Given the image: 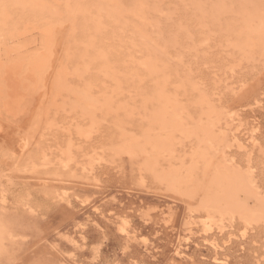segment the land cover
Instances as JSON below:
<instances>
[{
	"label": "rangeland",
	"instance_id": "374dc122",
	"mask_svg": "<svg viewBox=\"0 0 264 264\" xmlns=\"http://www.w3.org/2000/svg\"><path fill=\"white\" fill-rule=\"evenodd\" d=\"M162 1H164V3ZM157 2L159 3L160 7L162 6L160 8L161 15L162 13L165 16L167 14L168 15L166 17L164 16L160 17L161 16L160 13L158 11L155 12L154 10L155 12V16H154L153 9L150 7V5L146 7L149 11V13H147L148 14L147 21L149 22L151 21L150 24L149 22H147L148 23L147 31L149 32L151 31L155 34V35L153 34L154 35L153 36L150 35L152 34L151 32L150 33L148 32L150 36L157 37L156 34L159 28L161 30L160 29L158 30V35L159 33L162 34V32L163 34H167L168 30L172 28L171 25L173 26L174 25L173 23H175L176 21L182 22L185 25H187V28L189 27V31H190V35L186 36L184 38L185 40L182 38L184 42H182V39H180L178 45L176 44L175 47L165 45L166 51L169 48L167 54H169L170 59L167 63L164 62L163 67L161 63L160 68H163V70L167 72V73L165 72V76L168 84L165 83V86L167 84L168 86V87L166 86L167 90L169 86L171 90V91L169 90L168 92L170 94H174L177 99L179 98L178 101L180 103L182 101L181 103L182 105L186 104L185 105L186 110L188 108L187 110L189 112L188 114H190V116H192L193 119L194 116L196 118L198 115V111L196 112L193 111L194 109L198 110L196 105L195 106L193 105V102L197 97L196 93L198 94V92L202 90L207 95L209 94L208 97L210 99V102L213 104L215 109L217 108L219 109V110L217 109L218 113L219 111L221 113V114L217 113L218 116L220 117V121L218 123L220 125L217 126L218 128L216 127L217 129H215V132H218L219 134H223L226 131V134L229 136V138L232 137V139L233 138L236 139L237 137V142L234 140L229 141L230 143L232 142V145L230 143H228L229 146L228 144L226 145V143L225 145H223L226 149L221 145L222 143H220V145L223 148L220 146L221 148L218 151L219 153L216 155L217 160L220 159L221 156H223V158L228 157L226 158L227 162L230 161L231 159L230 165L233 164L231 166L239 167L241 170L246 169L248 164L247 159L251 160L249 161L250 164H252L256 169V171H254L253 173L254 178L260 185L262 191H264V63L262 62V60L259 62L258 56L255 53L252 54V56L255 54L253 57L251 56V54L250 55L248 54V56L246 57L242 53L240 52L238 53L237 49H234L235 47L231 46L233 43L232 38H229V36L226 34L227 32L224 29L218 28V26L214 27L213 25L208 27V28L211 27L210 29H207V27H203L205 29L201 27L202 28L201 29L200 26L198 27V24H194L191 21L188 22V21L180 20V18H182L181 11L183 10V7L182 4H179L178 1L157 0ZM169 2L171 3V5ZM167 4H169V6ZM147 9L146 12H148ZM163 10H165L167 14H165ZM157 12L159 13V15ZM12 13H14L12 14V16L17 15V13L14 11ZM152 21L157 24L154 23L155 26L152 25L153 23ZM158 21H160V23H158ZM59 22L60 24L57 22L53 28L52 38H51L52 42L48 45L51 48L52 52H54L52 58L50 59L48 70H46L45 76L43 80L40 82L39 87L33 92L31 90L32 93H30V95L27 94L24 91V89L22 90L21 88H19L22 93V104L16 105V103L14 104L13 102H11L12 98L7 94V91L10 92L12 89L5 86L7 81L2 78L4 74H1L0 77V89H1L0 90V111H1L0 125L3 126V127L0 126V129H3L2 133H0L1 135L0 156H2L0 157V173L4 171V173L2 172V174L0 175V184L2 185L1 187H3V189L0 190L2 191L0 192V218L5 222L7 227L10 229L11 235L13 234L12 237L9 238V240L11 241L9 240L5 241L4 252L0 255V264H264V225H263L264 222L252 224L251 226L246 227L247 230L245 229V231H243L242 229L243 227H245V225L238 217H235L234 221L233 219L230 218L229 219L224 218L225 220L222 221L223 223L222 231L219 232V230L217 229H211L208 231V233L210 234L212 232L211 234L212 238L215 237L214 240L220 246L216 248L215 247L212 248L208 244V242L205 241L203 235H207V234L201 233L199 231L200 228L198 227L199 226L198 225L195 226V228H193V237L188 239L187 240L188 242L185 241L186 244H184V241H181V243H183V245L181 246L179 238L180 235L184 236L186 232L183 230L184 227L186 226L185 225L186 222L191 220L199 222V217L201 216L200 213L202 212L201 210H197V209L195 211L194 206H196L197 208L198 203L201 199L200 197L202 196V192H196L194 197L189 198L181 195L179 192H176L175 190L169 189L168 187H166L164 182L157 177V174L159 172L163 170H167L171 165L177 167L179 162L176 159L172 161H168V160L161 161L160 165L157 167L158 169L156 168L155 172L150 173L149 171L142 170L143 168L142 163L144 158L142 155L139 154L130 155V156L122 155L117 157L114 156V158H112L110 156L112 155L110 154L111 153L110 149L108 150L104 149V152L106 153L105 155L106 163L101 161L99 163H94L92 166L88 165L86 159H88L95 151H101L100 149H102L103 146L107 148L108 143H110V141H112L113 137L116 135L115 133L117 131L116 130L117 126L114 125L115 123L113 121H115V118L118 119V117H115L117 114H118L117 116L123 119L122 118L124 113L123 110L126 109L127 107V109L129 110L132 109L133 111L131 120L129 119L128 122H133V123L139 122L140 120L139 117L142 116V112H143L142 109H144L142 107V102H141L143 99L142 97L144 96L143 94L145 92L148 93L149 88L153 87L152 82L155 83L156 79L158 80L160 78L161 72L159 70V74L157 75V77H155L154 75L156 74H149V72L145 70L146 68L143 65H141L140 62L145 60L144 57L146 53L145 51L146 47L142 44V42H140V39L134 36V32L130 29V26L126 25L121 28H117L108 25L103 30L104 32L102 31L101 34L96 35L95 39H97L96 42L99 45V48L105 51L106 50L109 51L107 53V62L110 65H112L114 68L119 70L120 74L119 72L117 73L118 77L117 75L114 76V79L116 78V81L112 79L113 76L109 77L105 73L98 71V67L94 63L86 71H84V73L81 74L83 75L81 76L82 78L81 81H77L76 83L75 81L79 80V78L73 77L69 74H68L69 77L66 75L65 79L68 82L67 84H69L68 86L72 84L73 86L75 85V88H77V86H79L80 88L82 83H84L83 81H87V80L91 81L92 83L91 87L93 90L91 91L96 96L98 95L101 96L100 94L102 93V91H105L106 89L109 91L110 89L113 90V93H111V95L113 94L114 98L116 97L115 98V100L117 101L116 105H119L118 107L120 108L118 109L117 112L116 111L110 112V115L106 117L107 119L105 117H102L100 111H97L96 113L98 115L97 119L99 118L101 119L99 121V125L103 123L98 128L99 131L97 129L96 132L91 133V138L89 140L81 138L80 136H78L77 130L80 129V127H82V124L84 127L89 125L88 124L89 119L84 115L82 116L79 109L76 107H72L69 102H68L69 106L66 105L67 104L66 102L69 101L67 100V98L69 97L68 92L66 93V91L61 90L64 92L65 97L62 95V98L61 97L57 98L55 104L59 108H57V106H52L50 103H47L46 106V102L50 101L48 99H51V96L54 95V93H56V90L53 89V81H54L53 78L57 66L58 65H59L58 67H60L61 65L67 66V61L70 59L68 61L69 67L68 66L67 67L69 70H71L72 69L70 67L71 61L75 59L74 54L76 53L77 50L76 46H74L73 45L74 43L71 41L73 38L70 36L79 33L77 24H74L70 20L69 21L60 20ZM57 24H59V26ZM150 25L154 26L155 28H153V30L152 28L150 29V27H152ZM196 26L198 28H196ZM68 29L72 33H70ZM154 30H156V32ZM208 32L210 33L207 35ZM213 32H217L216 36L214 35L215 38L213 37V35H211L213 34ZM27 33L29 32H25L24 34H21L18 37L15 36L16 38H11L10 40L7 41V46L9 48L22 46L20 48L21 52H19L20 55L21 54L24 55L26 53L35 54L40 51L42 52L47 47L45 45L43 46V44H41L40 42V40L43 39L41 37V35L43 36V34H41L39 27L38 29L34 28L32 33L29 34ZM114 35H116V37ZM121 35L124 36L121 37ZM194 35L195 38L193 37ZM97 36H99L100 38ZM199 36H203L205 38L203 39V41L200 42V45L196 46L195 41L198 40L194 41V39H197ZM210 36L211 38L213 37V39H211ZM101 39L102 41H100ZM116 40L117 42H115ZM191 40H193L194 42ZM131 41L132 43L134 42L135 45H133ZM225 41L230 43L226 44L227 45L226 46L225 43L227 42ZM68 43L71 44L67 45ZM193 43H195L194 48L192 45ZM108 44L111 46L109 47ZM120 44L122 45L120 46ZM123 44L127 46V48ZM134 46L135 48H133ZM179 47H181L182 49H179ZM208 47L210 49L209 51H208ZM184 49H186L185 52L187 53L185 52L183 53ZM142 50L144 52H141ZM181 50L183 51L181 52ZM3 51L4 49L0 46V65L1 64L4 65L5 62L6 64H10L12 62L11 58H16V55H18V53L15 54V51H13L12 53L11 52L8 53L5 51L3 52ZM197 51H199L198 53L200 54H197ZM128 53H130L132 56H130V54ZM141 53L144 55L139 57ZM116 54L118 55L116 56ZM135 54L136 57L134 56ZM185 54L189 55V56L187 55L186 59H185L186 57ZM201 54L203 58L201 57ZM240 55L242 57H240ZM128 57L129 60L127 59ZM194 57L196 58L194 59ZM120 59L122 60L121 62ZM131 60L132 62H130ZM187 60H190V62L189 61L187 62L188 65L186 67ZM254 60L255 62H253ZM64 61H66L65 64H63ZM237 61H239V63L241 64L240 65L237 64L236 66ZM130 63L133 64L129 66ZM182 63L184 65H182ZM122 64L123 66L124 65L126 66L122 67L121 66ZM238 65L240 68H238ZM188 66L190 67V69ZM226 66L228 70H226ZM194 67L197 69H195ZM135 68L139 71L135 70ZM252 68L255 70H252ZM187 70L190 72L188 73ZM25 71L26 72L23 73L24 75L27 74V70ZM196 71L199 74H196L197 73ZM87 72L88 73L91 72L90 75L86 74ZM131 72L133 74L135 73L134 77L136 78V80L135 78H133V75H131L132 74ZM210 73H213L214 77ZM112 75H114L113 72ZM149 75L152 76L153 79ZM169 75L172 76L170 77ZM179 75H181L183 78L181 76L178 77ZM93 77L95 80L93 79ZM187 77L189 79H187ZM119 79L121 80L119 81ZM193 79H195L196 81L195 80L193 81ZM213 79H214V83H213ZM191 80L192 83H190ZM198 80H199V84H198ZM218 80H221V83H218L217 82ZM184 81L185 83L187 81L190 82H187L185 84ZM224 81L226 84L224 83ZM23 82L30 84V81L27 80V77L22 78L20 83L21 86L26 85V83L24 84ZM142 83L145 86H143ZM195 85H197L198 88H201L198 89V92H197V88L194 87ZM242 85L245 86L242 87ZM127 86L128 88H126ZM97 87H99L100 89L97 90L96 89ZM189 87L191 90L189 89ZM226 87H228L229 90L228 89H226L227 91L224 90ZM186 89L188 94H186L185 92ZM180 90L185 93L181 92ZM61 91H59L60 92L59 96L62 94ZM140 91L141 93H143L142 95ZM118 92L120 93L118 94ZM185 94L187 95L186 98L184 96ZM193 94L195 97L193 96ZM66 96L68 97L66 98ZM180 97L182 98V100ZM217 97H219L220 99ZM65 98L67 101L65 100ZM62 100L65 102L66 106L60 107L59 105L61 103L62 105H64V102ZM189 100L193 101L192 104L191 102L189 103ZM58 102L60 104H58ZM18 106L20 107L17 108ZM121 106L123 107V109ZM10 107L11 108L14 107L15 112H17V109H19L20 111L18 112L21 113L18 114V112L17 113L9 112L8 114L7 108ZM50 108H52L51 111L49 110ZM116 108L117 107H115L114 109ZM190 108L193 110H190ZM53 110L55 112H53ZM56 110H59L58 112L60 113L57 114L58 112L56 113ZM120 110L123 112H121ZM226 113L227 114L230 113V114L227 115ZM14 114L16 117H14ZM4 116H6L7 118ZM51 118L52 121L54 120L56 125L50 126L49 129L48 122L50 121ZM102 118H105V120ZM110 118L113 120H111ZM43 120H46V122H44V125L47 127H44V125L42 124ZM108 120L112 125L104 124L105 121L107 123ZM129 125L131 124L127 123L126 126L128 128H133L132 126ZM104 126L107 130L104 128ZM41 127L42 128L44 127L42 131H41ZM55 127H57L58 129H56ZM107 127H109V129ZM69 128L70 129L72 128V130H75L76 132L72 131L71 134V130ZM46 129L49 130L46 131ZM61 129H63L62 130L63 135ZM218 129L224 132L221 133ZM44 133H46L47 136H44L45 135ZM20 134L25 138L29 137V145H28L29 151L27 152L26 155H24V159L28 155L32 154V151L35 153V151L37 152L42 148L41 150L46 149L45 152L47 153V157L53 163L51 162L47 164V166L49 165V167L43 165V167L38 168L36 171H29V169L27 168L22 169L24 167H22L21 168L22 170L19 171L15 169L11 164L12 162H14L13 159L16 160L17 163L18 160H22L21 159L22 157H19L18 159V157L15 158L11 156L12 161L11 163H9L6 155L9 151L11 152L10 146L12 143L16 141L18 135ZM109 135H111V137ZM69 137L71 138V140L73 139L72 141L75 146L73 147L74 150L79 145L77 147L78 149L75 150L77 157L75 158L74 161L71 162L70 166L72 167H69L70 169L69 168L62 169L57 164L55 157L59 153L60 150L59 148H61L66 143ZM179 138L181 140H179ZM250 138H253L255 140V146L250 145L249 142ZM177 139H178V143H176L175 145V152H176L175 155L179 156L180 159H182L184 162L188 161L184 163V164H188L190 159L189 154L190 151H192V149L194 148L195 140L194 138H190V139L189 138L185 139L183 137L181 138V136L180 137L177 136ZM182 139L184 140V142ZM239 143L241 144V146ZM242 144L245 145V148H247L246 150L242 149V147H244ZM179 145L180 148H178ZM226 146L229 148V150H227ZM52 147L58 150L56 151L52 149ZM93 147L95 149L94 151L92 150ZM261 149H262V153H261ZM5 150L6 153H3V151ZM1 151L3 155H1ZM83 153L85 154L83 155ZM222 153H224L225 155H223ZM98 154L103 155L101 152ZM246 154L250 155L251 157L248 158ZM9 155H11V153H9ZM83 157L85 159H83ZM107 157H109V159H107ZM6 160L8 162L5 163ZM167 162L170 165L167 164ZM245 162H247V164ZM55 163L56 166L54 165ZM82 163L85 167L88 165L86 168L88 167L89 168L88 169L84 168ZM217 163L213 162L212 164L216 166ZM161 167L163 170L161 169ZM81 168L83 169L81 170ZM201 168L202 165L199 164L197 168V171L199 170L198 174L205 176V179H207L211 175V172L213 171L212 170L213 167L212 166L209 167L210 169L207 168V171L204 174L201 171ZM54 170L57 171L59 170L60 175H54L53 174ZM134 170H136L135 173ZM260 171L262 172V174ZM45 173H47V175ZM61 175L63 176L61 177ZM69 176L71 179L68 178ZM6 177L10 178V179L8 178L9 180V181L7 180L8 182H6ZM131 177H133V179ZM39 180L42 182H40ZM51 180L53 182L54 181L56 182L53 183ZM130 180H132L133 183ZM60 182L62 184H60ZM72 182L74 183L70 184ZM54 185H56V187H54ZM36 186L38 188H36ZM67 190L69 191V193ZM61 194H63L65 198L71 195L70 196L71 198L69 197L70 199L67 198L63 200L64 197ZM78 197L81 199H79ZM2 198L5 199L4 202L2 201ZM249 203H250L249 205H253L254 202L252 199H250ZM28 204H30L29 207ZM188 209L190 213H188L189 212ZM18 214H20L21 217H19ZM190 215L191 216L195 215L196 217L193 216L192 218H189ZM184 219L186 221H184ZM227 219L230 221V223H227L228 222ZM125 221H127L126 223L127 231H125L124 234L120 229L122 224H125ZM231 223L232 225L230 227L232 228L229 227ZM242 231L243 233H241ZM213 232H215V234L217 232L218 233L215 235ZM16 234H18V236ZM19 239L20 241H18ZM208 239H210V237ZM211 240L212 239H210V242ZM184 245H186L187 247L186 246L184 247ZM216 251L217 253H215Z\"/></svg>",
	"mask_w": 264,
	"mask_h": 264
},
{
	"label": "bare ground",
	"instance_id": "6f19581e",
	"mask_svg": "<svg viewBox=\"0 0 264 264\" xmlns=\"http://www.w3.org/2000/svg\"><path fill=\"white\" fill-rule=\"evenodd\" d=\"M159 1H161V0H159ZM176 1H178L179 4H182V7H183V10L181 11V15H182L181 17L182 18H180V20L188 21V22L191 21L194 24H198V27L200 26V28L201 27L202 28L207 27V29H210L211 27L210 28H208V27L213 25L214 27L218 26V28L224 29L227 32L226 34L229 36V38H232L233 43H232V45L231 44L230 45L232 47L234 46L235 47L234 49H237L238 53L240 52L246 57L248 56V54L249 55L251 54V56H252V54L255 53L258 56L259 62L262 60V62L264 63V8L261 7L262 0H176ZM162 2L164 3V1H162ZM4 3L16 5V6L10 8L6 12V14H0V39H1L0 46L4 49L5 52H8V53L11 52L12 53L13 51H15V54L18 53V55H16V58L10 57L12 59L11 60L12 62L10 64H6V62H5L4 65H2V64L0 65V77H1V74H4L2 76V78L7 81L5 86L12 89L10 92L7 91V94L12 98L11 102H13L14 104L16 103V105L22 104V93H21L19 88H21L22 90L24 89V91L30 95V93H32L33 91H35L39 87L40 82L43 80V78L45 76L46 70H48L50 59L52 58V55L54 53V52H52L51 48L48 45L52 42L51 38H52V32H53V28H54L55 24L57 22L60 24V22H59L60 20L61 21H63V20L69 21L70 20L74 24H77V28L79 30V33L78 34L76 33L77 35L74 33L75 35H73V36L70 35L73 38L71 40L74 43L73 45L76 46V48H77L76 53L74 54L75 59L71 61V65H70V67L72 69L71 70L68 69V67H69L68 61L70 59L67 61L68 67L66 65H61L60 67H58L59 65L57 66V69H56V72L54 73V78H53V80H54L53 81V89L56 90V93H54V95L51 96V99L47 98L50 101L46 102V106H47V103H50L52 106H57L55 104L57 98H59V97L62 98V95L64 96V92L61 90L66 91V93L68 92L69 97L66 96V98L68 97L67 100H69V101H67L65 98V100L67 101L66 105H68V102H69L72 107H76L79 109L82 116L84 115V116L88 117V119H89V123H88L89 125L84 127L82 124V127H80V129H78V130L75 128L78 131V136H80L81 138H84V139L89 140L91 138V133L96 132V130L103 124V123H101V125H99V121L101 119L100 118L97 119V117H98V115L96 114L97 111H100L102 117L106 118L108 115H110V112H112V111L117 112L120 107H118L119 105H116V102H117L115 100L116 97L114 98V95L113 94L111 95V93H113V90L110 89V91H109L106 89L107 91L110 92V94H109V92H107L105 90V91H102V93L100 94L101 96H99V95L96 96L92 92L93 90L91 87L92 86L91 81H88L86 79L87 81H83L84 83H82L80 88H79V86H77V88H75V85L73 86L71 83H70L71 87L68 86L69 84H67L68 82L65 79V76L67 75L69 77V75H71L73 77L79 78V80L75 81L77 83V81L82 80L81 76H83V75H81V74L84 73V71H86L94 63L98 67V71L105 73L109 77L113 76L112 79H114V76L117 75L119 70H117L116 68H114L112 65H110L107 62V53L109 51H107V50L105 51V50H102L101 48H99V45L96 42L97 39H95L96 35L101 34V32L108 25H111V26L117 27V28H121V27L126 26V25L130 26V29L134 32V36L137 37L138 39H140V42H142V44L146 47L145 57L143 56L145 58V60L142 59L143 61L140 62L141 65H143L146 68V69L145 68L144 69L147 70L149 72V74H156L154 76L157 77V75L159 74V70H160L161 75H160V78L158 77L159 78L158 80L156 79L155 83L152 82L153 87L149 88L148 93L145 92L143 94L140 91L141 95L142 94L144 95L142 97L143 99L141 101L142 107L144 109H142L143 112H142V116L139 117V119H140L139 122L138 123L128 122L129 119L131 120L133 111H132V109H130V110L127 109V107H126V109L123 110L124 111L123 117H122L123 119H121V117L117 116L118 114L116 113L117 115L115 117H118V119L115 118V121H113L115 123V124L114 123L113 124L115 126H117V129H116L117 131L115 133L116 135L113 137L112 141H110V143H108L107 148H105V146H103L104 148L102 147V149H100L101 151H95L86 160H87V163L89 166H92L94 163H99L101 161L105 162L106 153L104 152V149H107V150L110 149V152H111L110 154H112V155H110V154L109 155L112 158H114V156L115 157L122 156V155L130 156V155L139 154V155H142L144 157L143 163H142V165H143L142 170L149 171L150 173H152V172L156 171V168L160 165L161 161H164V160L172 161V160L176 159L179 162L177 167L171 165L167 170H163L161 167V169L163 171L159 172L157 174V177L161 181L164 182L166 187H168L169 189L175 190L176 192H179L183 196L191 198V197H194L196 192H202V196L200 197L201 199L198 203L197 208H196V206H194L195 211L197 209V210H201V212H202V213H200L201 216L199 217V222L197 221L199 224L196 221H192V220L186 222V224H185L186 226L183 229L186 232H185L184 236L180 235V238H179L181 246L183 245V243H181V241H184V244H186V242H188L187 240L193 237V228H195V226H198V225H199L198 227L200 228L199 231L201 233L207 234V235L202 234L205 241L208 242V244L212 248L213 247L216 248V247H220V246L214 240L215 237L212 238V235H211L212 232L210 234V233H208V231L211 229H217V230H219V232L222 231V229H223L222 221L225 220L224 218H228V219L230 218V219H233V221H234V218L238 217L242 221V223H244V225H245V227H243V229H242L243 231H245L246 227L251 226L252 224L264 222V191H262L260 185L258 184V182L254 178L253 173H254V171H256V169L254 168V166L252 164H250L249 161H251V160L247 159L248 164H247V162H245L247 164V167H246V169H243V170H241L239 167L231 166L233 164L230 165L231 159H230V161L227 162L226 158H228V157L223 158V156H221V158L217 160L216 155L219 153L218 152L219 149L223 145H225V143H226V145L228 143H230L229 141H231V140H234L237 142V137H236V139H234V138L232 139V137L229 138V136L226 134V131H225V133H223L224 131L222 132V130H220V129H218V130L223 134H219L218 132H215V129L218 128L217 126L220 125V124H218L220 121V117L218 116L220 111L218 113L219 109L218 108H217L218 110L215 109L213 104L210 102V99L208 97L209 94L207 95L202 90L201 91L199 90L200 92H198V89H201V88H198L197 85L194 86L195 88H197L198 94L196 93L197 97L194 100V102L189 100V103L191 102V104H192V102H193V105L194 106L196 105L198 110H195L193 107L192 108L194 110L191 108H190V110H193L194 112L198 111V115L196 118L194 116V119H193V117L190 116V114H188L189 113L187 111L188 108L186 110V107H185L186 104L182 105L181 104L182 101H181V103L178 101L179 98L177 99L174 94H170L168 92L170 90V86H169L168 90L166 88V86L168 84L166 81L167 80L166 76H165L166 71H164L163 68H160L161 63H162V67H163L164 62L167 63L170 59L169 54H167V51L169 48L166 51L165 45L175 47L176 44L178 45V42L180 39H182V38L184 39L186 36L190 35L189 27L187 28V25H185L182 22L176 21L175 23H173L174 24L173 26L171 25L172 28L170 30H168L167 34H163V32L161 31L163 35L161 33H159V35H158V30L160 28L158 30L156 28L157 37L150 36V35H153L154 33L150 31L152 34L149 35L150 32L147 31V24H148L147 22H149V21H147V19H148L147 13H149V11L146 7L148 5H150V7L153 9V12L155 10V12L158 11L160 13L161 12L160 8L162 6L160 7L157 0H125V1H123V0H4ZM167 5L169 6V4H167ZM170 5H171V3H170ZM145 8L147 9L148 12H146ZM13 11L16 12L17 15L12 16V14H14V13H12ZM163 11L165 12V14H167L165 10H163ZM155 12H154V16H155ZM159 13H158V15H159ZM160 15H161V13H160ZM163 16L166 17L162 13V15L160 17H163ZM166 21H167V19H166ZM150 22H149V24H150ZM64 23H65V21H64ZM154 23L155 22H153L152 25L155 26V24H157V23H155V24ZM158 23H160V21H158ZM59 24H57V25L59 26ZM152 25H150V26H152ZM60 26H62V25H60ZM150 26H148V27H150ZM154 26L150 27V29L152 28V30H153V28H155ZM38 27L40 29L41 34H43V36H44L43 37L40 34L41 37L45 40L44 41L41 38L42 40H40V42H41V44H43V46L44 45L47 46L42 52L40 51V52L35 53V54L26 53L24 55H22V54L20 55L19 52H21L20 48L22 46L21 47H15V48H13V47L9 48L7 46V41L10 40L11 38H16V37L20 36L21 34H24L25 32L32 33L33 29L34 28L38 29ZM198 27L196 26V28H198ZM203 29H205V28H203ZM156 30H154V31L156 32ZM195 30H197V29H195ZM68 31H69V29H68ZM118 31H120V30H118ZM210 32H208L207 35ZM29 33H27V34H29ZM70 33H72V32H70ZM216 33L217 32H213V34H211V35H213V37H214V35L216 36ZM121 34H122V32H121ZM124 35H121V37ZM114 36L116 37V35H114ZM97 37H99V36H97ZM131 37H133V36H131ZM193 37L195 38V35ZM213 37L211 38V36H210L211 39H213ZM4 38H6V39H4ZM204 38L205 37H203V36H199L197 39H194V41L198 40V41H195L196 46L200 45V42L203 41ZM183 39H182V42H184ZM106 40H107V38H106ZM227 40H229V39H227ZM100 41H102V39ZM113 41H114V39H113ZM191 41H193V40H191ZM115 42H117V40ZM225 42H227V41H225ZM131 43H132V41H131ZM195 43L192 44L193 48L195 47ZM229 43L227 42V43H225V45L229 44ZM69 44H71V43H68L67 45H69ZM106 44H107V42H106ZM132 44L135 45L134 42ZM121 45L122 44H120V46ZM219 45H221V44H219ZM110 46L111 45H109V47ZM64 47H66V46H64ZM125 47L127 48V46H125ZM137 47H136V49H137ZM187 47H190V46H187ZM232 47H231V49H232ZM133 48H135V46ZM171 49H172V47H171ZM179 49H182V48L179 47ZM120 50H121V48H120ZM185 50L186 49H184V51L181 50V52L183 51V53H184ZM189 50H190V48H189ZM191 50H192V48H191ZM209 50L210 49L208 47V51ZM125 51H127V50H125ZM141 52H144V51L142 50ZM198 52L199 51H197V54H200ZM185 53H187V52H185ZM128 54H130V53H128ZM117 55L118 54H116V56ZM142 55H144V54L141 53L139 57H141ZM172 55H173V53H172ZM187 55L185 54V56H186L185 59L187 58ZM130 56H132V55L130 54ZM134 56L136 57V54ZM178 57H179V55H178ZM201 57H202V54H201ZM240 57H242V56L240 55ZM195 58L196 57H194V59ZM127 59L129 60V57ZM173 59H175V58H173ZM128 60H127V62H128ZM121 61L122 60L120 59V62ZM188 61L190 62V60L186 61V67L188 65L187 64ZM65 62L66 61H64L63 64H65ZM130 62H132V60ZM158 62H159V64H158ZM253 62H255V60ZM131 64H133V63H130L129 66H131ZM237 64L240 65L241 63H239V61H237L236 66H237ZM182 65H184V64L182 63ZM239 65H238V68H240ZM121 66L124 67L126 65L123 66V64H122ZM236 66H235V68H236ZM174 68H176V67H174ZM177 68H178V65H177ZM189 69H190V67H189ZM195 69H197V68H195ZM25 70H27V74L24 75L23 73L26 72ZM120 70H121V68H120ZM127 70H130V69H127ZM135 70H137V69L135 68ZM181 70H182V68H181ZM226 70H228L227 66H226ZM252 70H255V69L252 68ZM137 71H139V70H137ZM192 71H193V69H192ZM210 71H212V70H210ZM101 72H99V73H101ZM112 72L114 73V75H112ZM162 72H164V73H162ZM189 72L190 71H188V73ZM90 73L87 72L86 74L90 75ZM232 73H233V71H232ZM96 74H97V72H96ZM119 74H120V72H119ZM134 74L133 73L131 74V75H133V78H135ZM170 74H171V72H170ZM196 74H199V73L197 72ZM210 74H212V76L214 77L213 73H210ZM23 75H24V77H23ZM98 75H96V76H98ZM180 76L181 75H179L178 77H180ZM184 76H185V74H184ZM26 77H27V80L30 81V84L26 83L27 81L25 80L26 85L21 86L20 83H21L22 78H26ZM117 77H118V75H117ZM150 77L153 79L152 76H150ZM190 77H191V75H190ZM208 77H210V76H208ZM93 79H94V77H93ZM187 79H189V78L187 77ZM114 80L116 81V78ZM120 80L121 79H119V81ZM124 80H126V79H124ZM135 80H136V78H135ZM154 80H155V78H154ZM170 80H172V79H170ZM194 80L195 79H193V81ZM216 80H217V78H216ZM99 81H98V83H99ZM127 81H128V79H127ZM117 82H118V80H117ZM187 82H190V81H187ZM217 82L221 83V80H218ZM98 83H97V86H98ZM123 83H125V82H123ZM165 83H167L166 86H165ZM184 83H185V81H184ZM190 83H192V80ZM190 83H189V85H190ZM213 83H214V79H213ZM224 83H225V81H224ZM149 84H151V83H149ZM198 84H199V80H198ZM244 84H246V83H244ZM142 85H143V83H142ZM128 86L126 88H128ZM143 86H145V85H143ZM143 86H141V87H143ZM171 86H173V85H171ZM244 86L245 85H242V87H244ZM102 87H103V84H102ZM191 88H192V86H191ZM96 89L99 90L100 88L97 87ZM171 89H172V87H171ZM189 89H190V87H189ZM226 89L229 90L228 87H226L224 90H226ZM31 90H32V92H31ZM59 91L62 92V94L60 96H59V93H60ZM128 92H129V90H128ZM181 92H183V91H181ZM185 92H186V94H188L187 89ZM185 92H183V93H185ZM119 93L120 92H118V94ZM115 94H116V92H115ZM186 94L184 95L185 98L187 96ZM129 95H131V94H129ZM217 95H215V96H217ZM179 96H181V95H179ZM193 96H194V94H193ZM134 97H136V96H134ZM210 97H212V96H210ZM223 97H224V95H223ZM43 98H45V97H43ZM217 98H219V97H217ZM190 99H191V97H190ZM181 100H182V98H181ZM62 101H60V102H62ZM124 103H125V101H124ZM58 104H60V103L58 102ZM66 105L64 102V105H62V103H61L59 106L62 107V106H66ZM121 105H122V103H121ZM68 106H67V108H68ZM140 106H141V104H140ZM19 107L20 106H18L17 108H19ZM115 107H117V108L114 109ZM42 108H43V106H42ZM42 108H41V110H42ZM52 108H55V107H52ZM52 108H50L49 110L51 111ZM57 108H59V107L57 106ZM63 109H64V107H63ZM122 109H123V107H122ZM225 109H227V108H225ZM7 110H8V112H7L8 114H9V112L17 113L18 111H20L19 109H17V112H15L14 107L13 108H11V107L7 108ZM58 111L59 110H56V113ZM123 111H121V112H123ZM53 112H55V111L53 110ZM190 112H192V111H190ZM19 113H21V112H18V114ZM59 113L60 112H58L57 114H59ZM228 114H230V113H228ZM230 116H232V115H230ZM4 117H6V116H4ZM14 117H16L15 114H14ZM40 118H42V117H40ZM105 118H102V119L105 120ZM223 119H224V116H223ZM111 120H113V119H111ZM70 121H73V120H70ZM225 121H226V119H225ZM35 122H36V120H35ZM44 122H46V120H43V123H42L43 125H44ZM48 123H49V129H50V126L56 125L54 120L52 121V118L50 119V121ZM127 123H130L131 125H129V126H132L133 128H128L126 126ZM104 124H110L109 120L107 121V123L105 121ZM85 125H86V123H85ZM110 125H112V124H110ZM0 126L3 127L2 125H0ZM105 126H107V125H105ZM105 126H104V128H105ZM44 127H47V126L44 125ZM62 127H64V126H62ZM43 128L41 127V131ZM52 128H54V127H52ZM55 128L58 129L57 127H55ZM107 128L109 129V127H107ZM49 129H46V131ZM62 130L63 129H61V131ZM70 130H71V134H72V131H75V130H72V128ZM2 131H3V129H0V133H2ZM66 131H68V130H66ZM98 131H99V129H98ZM98 131H97V133H98ZM43 132H44V130H43ZM216 133H218V134H216ZM44 134H45L44 136H47L46 133H44ZM68 134H70V133H68ZM60 135H61V133H60ZM62 135H63V131H62ZM109 136L111 137V135H109ZM177 136L178 137L181 136V138L183 137L185 139L194 138V140H195L194 148L192 149V151L189 150L190 151V154H189L190 159H189L188 164H184L188 161L185 160L186 162H184L182 159H180L179 156L175 155V153H176L175 152V145H176V143H178ZM70 137L67 139L66 143L61 148H59L60 149L59 153L55 157L57 164L62 169H68L69 167H72V166H70V164L77 157L75 150L78 149L77 147L79 145L77 144L78 146L74 150L73 147H75V146H74L73 141H72L73 139L71 140ZM102 137H103V135H102ZM57 139H59V138H57ZM179 140H181V139L179 138ZM56 142H57V140H56ZM56 142H54V143H56ZM183 142H184V140H183ZM249 142H250L251 146H255V140L253 138H250ZM220 143H222L221 144L222 146L220 145ZM230 144L232 145V142ZM28 145H29V137L25 138L21 134L18 135V138L16 139V141L11 144V146H10L11 152L9 151L6 155L9 163H11V161H12L11 156H13L15 158L18 157V159H19V157H22L21 158L22 160H18L17 163H16V160L13 159L14 162H12L11 164L13 165V167L15 169H17L19 171V170L27 168V169H29V171H36L38 168L43 167V165L47 166V164L52 162L47 157V153L45 152L46 149L41 150L42 148L40 150H38L37 152L35 151V153L32 151V154L28 155L24 159V155H26L27 152L29 151ZM81 145H83V144H81ZM56 146H58V145H56ZM228 146H229V144H228ZM240 146H241V144H240ZM243 146L244 147H242V149L246 150L247 148H245V145H243ZM257 146H259V145H257ZM238 147H239V145H238ZM48 148H47V150H48ZM178 148H180V145ZM52 149L56 150V148H53V147H52ZM98 149H99V147H98ZM262 149H261V153H262ZM92 150L93 151L95 150L94 147ZM180 150H182V149H180ZM180 150H179V152H180ZM183 150H185V149H183ZM227 150H229L228 147H227ZM81 151H83V150H81ZM100 152L103 155L98 154ZM3 153H6V150L3 151ZM9 153H11V155H9ZM184 153H186V152H184ZM84 154L85 153H83V155ZM222 154L225 155L224 153H222ZM248 154H249V151H248ZM248 154H246L248 156V158L251 157ZM1 155H3L2 151H1ZM181 155H183V154H181ZM81 156H82V154H81ZM253 156H254V153H253ZM0 157H2V156H0ZM164 158H166V159H164ZM83 159H85V158L83 157ZM107 159H109V157H107ZM3 161H4V159H3ZM8 161L6 160L5 163ZM213 162H215V163L218 162V163L216 166H214V164H212ZM167 164H169V163L167 162ZM199 164L202 165L201 171L203 172V174L207 171V168H209L211 166L213 167V169H212L213 171L211 172V175L207 179H205V176L198 174L199 170L197 171V168H198ZM54 165L56 166V163ZM73 165H76V164H73ZM80 165H81V162H80ZM82 165H83V163H82ZM22 167H24V168H22ZM47 167H49V165ZM86 167L84 166V168H86ZM99 167H100V165H99ZM10 168H9V170H10ZM88 168H86V169H88ZM82 169L83 168H81V170ZM90 169H91V167H90ZM140 169H141V166H140ZM9 170H8V172H9ZM135 171L136 170H134V173H135ZM262 171H263V169H262ZM2 172L4 173V171H2ZM2 172L0 173V175L2 174ZM58 173H59V170L58 171L54 170L53 174L54 175H60V173L59 174ZM63 173H65V172H63ZM77 173H78V170H77ZM45 174L47 175V173H45ZM261 174H262V172H261ZM33 176H35V175H33ZM62 176L63 175H61V177ZM44 177H45V175H44ZM8 178L9 177H6V182L9 181ZM68 178H70V176ZM131 178L133 179V177H131ZM93 181H94V179H93ZM130 181L132 182V180H130ZM40 182H42V181H40ZM54 182H56V181H54ZM73 183L74 182H72L70 184H73ZM60 184H62V183L60 182ZM68 185H69V183H68ZM1 186L2 185L0 184V187ZM54 187H56V185H54ZM36 188H38V187L36 186ZM1 189H3V187H1L0 190ZM55 189H57V188H55ZM0 192H2V191H0ZM66 192H64V193H66ZM68 193H69V191H68ZM63 194H61V195L63 196ZM70 196L71 195H69V197ZM69 197H67V198H69ZM29 198H30V196H29ZM67 198L64 197L63 200L67 199ZM79 199H81V198H79ZM250 199L253 200V202H254L253 205H249ZM2 201L4 202L5 199L2 198ZM59 201H61V200H59ZM29 205L30 204H28V207H29ZM3 206H4V204H3ZM14 209H15V207H14ZM8 211H6V212H8ZM188 211H189V209H188ZM188 213H190V211ZM11 215H12V213H11ZM195 215H192V216L190 215L189 218H192ZM18 216L21 217L20 214H18ZM196 219H194V220H196ZM228 219H227V221H228L227 223H230V221ZM4 220H5V218H4ZM184 221H186V220L184 219ZM231 225H232V223L229 225V227ZM122 228L124 229L122 232L125 234V231H127L126 230L127 225L122 224L121 229ZM230 228H232V227H230ZM243 231L241 233H243ZM213 233L215 234V232H213ZM208 234L211 236H209ZM12 235H11L10 229L7 227L5 222L0 218V255L4 252L5 241L9 240V238H11ZM16 235L18 236V234H16ZM208 236L210 237V239H212L211 242H210V239H208L209 238ZM9 241H11V240H9ZM18 241H20V239ZM185 246L186 245H184V247ZM216 250H218V249H216ZM215 253H217V251Z\"/></svg>",
	"mask_w": 264,
	"mask_h": 264
},
{
	"label": "snow or ice",
	"instance_id": "6c2138e0",
	"mask_svg": "<svg viewBox=\"0 0 264 264\" xmlns=\"http://www.w3.org/2000/svg\"><path fill=\"white\" fill-rule=\"evenodd\" d=\"M16 5H12V4H7L4 3V0H0V14H6V12L12 8L15 7ZM261 7L264 8V0H262L261 3ZM127 223V221H125V224ZM124 229L122 228L121 231H123Z\"/></svg>",
	"mask_w": 264,
	"mask_h": 264
}]
</instances>
